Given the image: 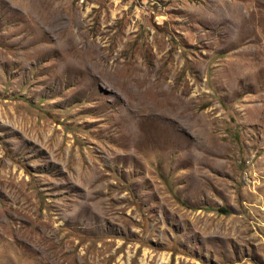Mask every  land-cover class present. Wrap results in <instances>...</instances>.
<instances>
[{"label": "rangeland", "instance_id": "obj_1", "mask_svg": "<svg viewBox=\"0 0 264 264\" xmlns=\"http://www.w3.org/2000/svg\"><path fill=\"white\" fill-rule=\"evenodd\" d=\"M0 264H264V0H0Z\"/></svg>", "mask_w": 264, "mask_h": 264}, {"label": "trees", "instance_id": "obj_2", "mask_svg": "<svg viewBox=\"0 0 264 264\" xmlns=\"http://www.w3.org/2000/svg\"><path fill=\"white\" fill-rule=\"evenodd\" d=\"M216 212H217L218 214H224V215H226V214L229 213L228 211H226V210H224V209H216Z\"/></svg>", "mask_w": 264, "mask_h": 264}]
</instances>
